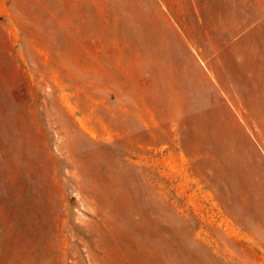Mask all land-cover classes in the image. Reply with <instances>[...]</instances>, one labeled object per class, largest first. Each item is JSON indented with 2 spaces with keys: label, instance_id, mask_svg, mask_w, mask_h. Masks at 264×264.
<instances>
[{
  "label": "rangeland",
  "instance_id": "obj_1",
  "mask_svg": "<svg viewBox=\"0 0 264 264\" xmlns=\"http://www.w3.org/2000/svg\"><path fill=\"white\" fill-rule=\"evenodd\" d=\"M0 264H264V0H0Z\"/></svg>",
  "mask_w": 264,
  "mask_h": 264
}]
</instances>
